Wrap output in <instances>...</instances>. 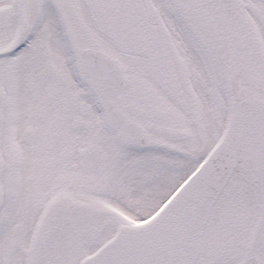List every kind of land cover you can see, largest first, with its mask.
<instances>
[{
	"label": "snow or ice",
	"instance_id": "snow-or-ice-1",
	"mask_svg": "<svg viewBox=\"0 0 264 264\" xmlns=\"http://www.w3.org/2000/svg\"><path fill=\"white\" fill-rule=\"evenodd\" d=\"M0 264H264V0H0Z\"/></svg>",
	"mask_w": 264,
	"mask_h": 264
}]
</instances>
